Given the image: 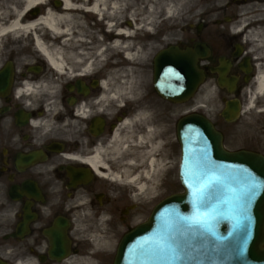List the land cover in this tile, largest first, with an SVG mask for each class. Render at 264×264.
Returning <instances> with one entry per match:
<instances>
[{
    "label": "flooded vegetation",
    "instance_id": "flooded-vegetation-1",
    "mask_svg": "<svg viewBox=\"0 0 264 264\" xmlns=\"http://www.w3.org/2000/svg\"><path fill=\"white\" fill-rule=\"evenodd\" d=\"M187 1L181 26L117 38L119 49L109 34L55 67L14 40L15 6L0 0V264H113L161 192L175 193L176 119L147 126L170 124L176 106L154 88L162 50L196 54L203 81L194 98L205 103L186 112L206 116L227 150L258 152L252 126L264 122L251 123L248 146L230 141L246 126L241 114H264V0ZM121 47L142 60L129 65ZM229 101L240 110L232 122L221 115Z\"/></svg>",
    "mask_w": 264,
    "mask_h": 264
},
{
    "label": "water",
    "instance_id": "water-1",
    "mask_svg": "<svg viewBox=\"0 0 264 264\" xmlns=\"http://www.w3.org/2000/svg\"><path fill=\"white\" fill-rule=\"evenodd\" d=\"M54 5L62 2L54 0ZM154 65L156 90L169 101H187L201 81L189 51H164ZM236 112L229 104L222 115L229 121ZM176 131L184 192L163 199L145 223L122 238L114 264H161L150 250L162 232L175 231L193 215L199 188L213 177L223 188L208 193L210 207L199 209L211 232L201 229L186 237L188 257L179 264H264V157L224 151L220 135L198 115L181 118Z\"/></svg>",
    "mask_w": 264,
    "mask_h": 264
},
{
    "label": "rangeland",
    "instance_id": "rangeland-1",
    "mask_svg": "<svg viewBox=\"0 0 264 264\" xmlns=\"http://www.w3.org/2000/svg\"><path fill=\"white\" fill-rule=\"evenodd\" d=\"M68 1L74 6H82L80 8L64 10L51 6V0H45L44 3L39 5L41 7L40 15H53L62 33L54 34L45 28V26L39 25L29 33H12L15 36V41L33 43L32 33L36 32L52 53L60 55L65 60L73 61L78 57V50L83 46H88L91 41L102 42L104 36H102L101 32L107 33L106 30L110 24L117 27L118 23H125L126 20H130L131 27L129 29L132 30L131 37H136L146 31L148 27L165 26L171 23L172 20L177 22V26H181L188 6L187 0H103V13L101 15H95L86 10L91 5V1ZM7 2L15 5L16 13L21 12L23 8V2L21 0H7ZM113 5L119 7V9H116V13L112 12ZM168 9L171 11L170 15L167 13ZM26 17L27 13L21 21L22 25L34 20V18L25 20ZM131 55L132 59H128L131 65H137L138 61L142 60L137 49L133 50V54ZM204 103V99L196 97L184 105H176L171 116L172 122L170 124H164L161 121L159 124L153 126H174V119H179L185 114L186 110L194 105ZM203 108V111L207 115L212 116L211 111H208L207 107ZM241 120L246 126H235L233 128V135L230 141L231 148L248 146L251 123L255 125L258 122H264V115H252L245 112L241 115ZM252 133L256 141V149L264 152V126H252ZM176 190H180L178 183Z\"/></svg>",
    "mask_w": 264,
    "mask_h": 264
},
{
    "label": "snow or ice",
    "instance_id": "snow-or-ice-1",
    "mask_svg": "<svg viewBox=\"0 0 264 264\" xmlns=\"http://www.w3.org/2000/svg\"><path fill=\"white\" fill-rule=\"evenodd\" d=\"M223 188L218 177H213L207 183L201 185L198 190V199L194 202L193 215L184 218V222L175 231H164L159 236L156 245L150 250L151 254L161 264H179L188 257L190 245L186 237L193 233L206 229L211 232V224L203 218L199 209L210 207L208 193Z\"/></svg>",
    "mask_w": 264,
    "mask_h": 264
},
{
    "label": "bare ground",
    "instance_id": "bare-ground-1",
    "mask_svg": "<svg viewBox=\"0 0 264 264\" xmlns=\"http://www.w3.org/2000/svg\"><path fill=\"white\" fill-rule=\"evenodd\" d=\"M23 2V8L21 10V12H17L15 13V18L14 21L11 22L7 29L8 32L14 31L15 33H29L30 31H32L33 29H35L37 26L39 25H43L45 26V28H47L49 31L53 32L54 34H60L62 33V30L58 28L57 22L55 20V18L53 17V15L48 14L47 16H39L37 18H35L33 21L22 25L21 21L24 19L26 13L33 7L40 5L42 3L45 2V0H21ZM91 1V5L86 9L87 11L93 13V14H102L103 13V5H104V1L103 0H89ZM65 2V8L66 9H71V8H80V6H74L70 3H68L66 0H64ZM119 9L118 6L113 5L112 6V12L116 13L117 10ZM167 12L170 14L171 11L170 9L167 10ZM125 25H127L128 27L131 26V22L130 20H126L125 23H118L117 27L119 28L117 31H112L110 30V35L112 37H114V41H113V49H119L120 46L118 45V40L117 38L123 37L126 39H130L131 38V33L132 30L128 29V27H126ZM108 27H114L113 25H108ZM35 44H36V48L43 54V56L50 60L52 62V64L55 67H58L59 65H61V62L59 61V59L61 58L60 55L58 54H54L52 53L43 43V41L41 40V38L39 36L35 37ZM122 49V47H121ZM126 49H122V51L124 52ZM127 58L128 59H132V55L130 53H127ZM153 135L152 131H146L144 136L140 137V140H144V139H148ZM93 166L96 165L97 161L96 159H91L90 161ZM150 165L153 163V160L149 161Z\"/></svg>",
    "mask_w": 264,
    "mask_h": 264
}]
</instances>
